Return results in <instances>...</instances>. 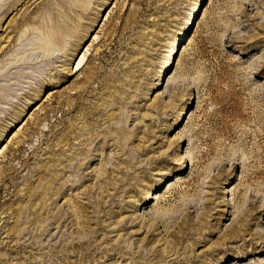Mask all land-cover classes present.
<instances>
[{"label": "rangeland", "instance_id": "obj_1", "mask_svg": "<svg viewBox=\"0 0 264 264\" xmlns=\"http://www.w3.org/2000/svg\"><path fill=\"white\" fill-rule=\"evenodd\" d=\"M10 3L0 264H264V0Z\"/></svg>", "mask_w": 264, "mask_h": 264}, {"label": "bare ground", "instance_id": "obj_2", "mask_svg": "<svg viewBox=\"0 0 264 264\" xmlns=\"http://www.w3.org/2000/svg\"><path fill=\"white\" fill-rule=\"evenodd\" d=\"M19 1H20V0H12V3H10V5L8 6V8L13 7V5L16 4V3H18ZM29 1H30V0H29ZM201 1H202V0H196V3L193 5V8H192V10H191V12H192L193 14H194V12L196 11V9H197V7L199 6V4H200ZM8 8H7V10H8ZM7 10H4V12H2V13L5 14V13L7 12ZM2 13H1V14H2ZM189 23H190V19H189V21H187V19H186L184 26H182L181 30L178 31L177 35L175 36V38H174L173 41H172L171 47H170V49H169L170 52H173V50H174V45L177 44V42H178L179 40H181L182 37L184 36V33L186 32V29H187ZM168 55H170V54H168ZM82 59H83V58H82ZM81 62H82V60L79 61V64H80ZM170 63H171V62H170V60H169V57H167L166 60H165V62H164V64H163V66L160 67V69H159L158 72H160V73L164 72L165 69L169 66ZM79 64H78V65H79ZM81 68H82V67H81ZM79 69H80V68H79ZM157 78H158V77H157ZM157 78H156V79H157ZM181 112H183V110L180 111V113H181ZM146 195L148 196V195H149V192H147ZM148 197H149V196H148ZM153 197H154V196H153ZM232 231H234V230H232Z\"/></svg>", "mask_w": 264, "mask_h": 264}]
</instances>
